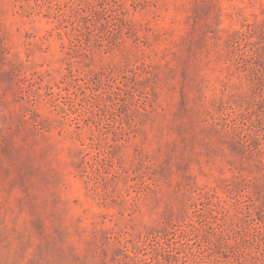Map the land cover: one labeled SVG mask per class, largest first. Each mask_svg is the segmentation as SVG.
<instances>
[{"label":"rangeland","instance_id":"rangeland-1","mask_svg":"<svg viewBox=\"0 0 264 264\" xmlns=\"http://www.w3.org/2000/svg\"><path fill=\"white\" fill-rule=\"evenodd\" d=\"M94 1L0 0V264H264V0Z\"/></svg>","mask_w":264,"mask_h":264},{"label":"trees","instance_id":"trees-1","mask_svg":"<svg viewBox=\"0 0 264 264\" xmlns=\"http://www.w3.org/2000/svg\"><path fill=\"white\" fill-rule=\"evenodd\" d=\"M77 18L74 20H67L69 22V41L71 46L82 45L84 52L92 49L93 43L102 44V38L104 34L98 32L95 33L94 30L99 28L107 27L110 37L116 34V29L122 27V24L126 22L124 18V10L118 0H95L94 2H88L85 6L79 7L77 10ZM68 26V24H66ZM64 25V26H66ZM90 38L92 36V41H88L82 44L81 35H86ZM94 35V36H93ZM109 87H111L113 92H119L124 88V85L118 84L117 82H110Z\"/></svg>","mask_w":264,"mask_h":264}]
</instances>
